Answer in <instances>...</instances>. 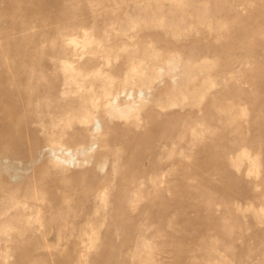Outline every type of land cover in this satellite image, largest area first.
<instances>
[{
    "label": "rangeland",
    "instance_id": "rangeland-1",
    "mask_svg": "<svg viewBox=\"0 0 264 264\" xmlns=\"http://www.w3.org/2000/svg\"><path fill=\"white\" fill-rule=\"evenodd\" d=\"M0 264H264V0H0Z\"/></svg>",
    "mask_w": 264,
    "mask_h": 264
},
{
    "label": "bare ground",
    "instance_id": "bare-ground-1",
    "mask_svg": "<svg viewBox=\"0 0 264 264\" xmlns=\"http://www.w3.org/2000/svg\"><path fill=\"white\" fill-rule=\"evenodd\" d=\"M46 73V72H45ZM83 88H86L85 90H84V93H81L80 92V95H88V94H91V88H89L88 89V87H83ZM30 89V88H29ZM35 89V88H34ZM24 90H27V89H24ZM35 90H38V92H42L41 90L42 89H35ZM45 90L48 92V96H49V99H51V100H55V101H57V102H61L63 99H66L68 96H69V94H71V95H76V94H74V92H75V90H73V91H71L70 90V88H68V89H64V88H61V87H59L57 90L55 89V88H53V87H48V88H45ZM26 92V91H25ZM82 95V96H83ZM111 93L109 92H106L105 94H104V97H105V99H106V103L105 104H107V105H109V104H112V105H114L113 104V102L114 101H116L115 99H117V96L115 97V99L112 101V98H111ZM100 99L98 98V97H90V99H89V102H90V104L93 106L97 101H99ZM116 108V107H115ZM120 111V110H119ZM37 116V115H36ZM85 116H87V113L84 115V117ZM59 141V140H58ZM208 151V150H207Z\"/></svg>",
    "mask_w": 264,
    "mask_h": 264
}]
</instances>
